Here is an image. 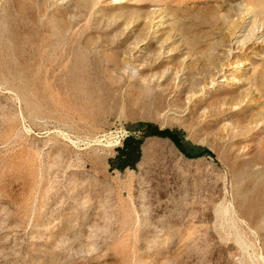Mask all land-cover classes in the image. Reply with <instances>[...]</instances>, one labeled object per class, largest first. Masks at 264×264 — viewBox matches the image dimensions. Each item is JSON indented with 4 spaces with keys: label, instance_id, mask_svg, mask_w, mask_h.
<instances>
[{
    "label": "rangeland",
    "instance_id": "1",
    "mask_svg": "<svg viewBox=\"0 0 264 264\" xmlns=\"http://www.w3.org/2000/svg\"><path fill=\"white\" fill-rule=\"evenodd\" d=\"M0 264H264V0H0Z\"/></svg>",
    "mask_w": 264,
    "mask_h": 264
},
{
    "label": "trees",
    "instance_id": "2",
    "mask_svg": "<svg viewBox=\"0 0 264 264\" xmlns=\"http://www.w3.org/2000/svg\"><path fill=\"white\" fill-rule=\"evenodd\" d=\"M130 134L124 138L122 145L118 147L117 154L110 160L112 168L125 169L134 167L140 159L141 145L143 139L136 137L133 133L137 130L143 131L145 135H158L171 139L174 144L188 157L194 158L200 154H210L209 150H202L200 154L192 151V145L185 140L183 133L170 128L161 129L154 123L141 122L136 126H128Z\"/></svg>",
    "mask_w": 264,
    "mask_h": 264
},
{
    "label": "bare ground",
    "instance_id": "3",
    "mask_svg": "<svg viewBox=\"0 0 264 264\" xmlns=\"http://www.w3.org/2000/svg\"><path fill=\"white\" fill-rule=\"evenodd\" d=\"M234 79H235V77H234Z\"/></svg>",
    "mask_w": 264,
    "mask_h": 264
}]
</instances>
